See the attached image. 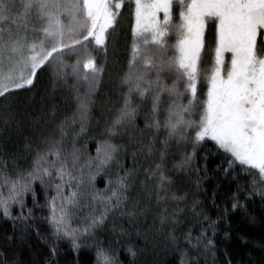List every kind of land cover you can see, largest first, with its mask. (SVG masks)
<instances>
[{"label": "snow or ice", "instance_id": "obj_1", "mask_svg": "<svg viewBox=\"0 0 264 264\" xmlns=\"http://www.w3.org/2000/svg\"><path fill=\"white\" fill-rule=\"evenodd\" d=\"M125 13L131 38L128 69L121 77L125 91L106 130L108 139L97 142L95 157L82 160L85 153L76 138L97 103L105 71L100 61L106 60ZM209 25L213 46L205 65L201 53ZM48 69L71 91L75 110L47 135L41 133L35 145L26 142L31 154L26 168L13 162L10 173L0 157V216L14 228L23 232L30 227L32 209L23 214L25 199L32 194L34 206L40 207L35 201L38 183L46 194L53 245L67 239L78 249L81 238L94 236L112 213L147 222L154 207L153 223L158 231L167 230L179 264H198L189 260V249L198 252L213 242L203 230L194 236L189 228L177 235L182 217L188 212L213 228L216 222L195 196L188 204L186 191L177 194L176 183L180 175L196 172L200 187L193 162L208 142L225 157V175L245 177L231 197L232 210L242 207L240 193L264 200V0H0V98L34 86ZM56 113L53 105V122ZM141 115L143 128L137 123ZM14 120L7 110L0 115L5 127ZM116 136L125 142L113 143ZM172 145L180 158L169 166ZM128 156L131 168L122 162ZM140 157L149 162L141 165ZM113 165L115 179L106 178L105 187L97 188V177ZM137 182L154 204L141 206L139 194L129 195ZM49 190L54 195L48 196ZM14 206L21 215H12ZM50 251L54 256L57 248ZM128 251L137 255L131 246ZM96 256L97 264H119L103 247L98 246Z\"/></svg>", "mask_w": 264, "mask_h": 264}, {"label": "trees", "instance_id": "obj_2", "mask_svg": "<svg viewBox=\"0 0 264 264\" xmlns=\"http://www.w3.org/2000/svg\"><path fill=\"white\" fill-rule=\"evenodd\" d=\"M129 23V14L125 13L120 27L113 36V42L109 45L106 60L100 61L104 64L105 71L98 88L97 103L93 107L85 131L76 138L77 147L85 153L82 160H86L88 156H96L97 142L108 139L106 130L120 107L121 94L125 91L121 87V77L127 71L131 57ZM212 32L213 28L209 25L205 33L206 48L201 53L205 65L211 59ZM53 105L57 109L55 122L50 116ZM147 107L148 105H145L142 112ZM6 110L15 117V120L7 127L0 122V157L7 161L8 171L11 173L14 171L13 162L20 169L26 168L30 163L31 154L25 150L26 142L31 140L34 145L38 143L37 137L41 133L47 135L55 123L72 114L75 110V101L68 87L57 81L52 69H48L39 75L34 86L18 90L7 100L0 98V115L5 114ZM36 120H39V123L34 126ZM137 123L143 128L142 115L137 118ZM76 130L79 131L78 126ZM163 135L162 130L160 138ZM112 142L125 141L116 136L112 137ZM179 158L180 151L172 145L169 166ZM122 162L125 167L133 166L131 156ZM148 162L144 157L139 158L141 165ZM193 163L199 169L200 187H196V172L180 175L176 183V188L179 189L177 194L186 191L188 204L195 196L202 203L210 221L216 223L214 228L207 222L201 224L199 219L188 212L182 217L177 235H181L189 228L192 229L194 236L203 230L213 242L212 247L201 248L198 252L189 249V260L195 258L198 264H264V200L259 195H252L250 199H246L245 194L240 193L239 203L242 207L232 210L231 197L236 191L237 182L244 184L245 177L239 172L225 175L222 169L228 165L225 157L216 150L214 142L204 144L198 150ZM116 172L114 165L106 169L97 177V188L105 187L106 178L115 179ZM120 174L123 175V172ZM151 188L152 186H149V190ZM138 194L141 206L154 204V201L149 200L148 192L137 182L129 195L136 197ZM51 195H54V192L49 190L48 196ZM35 201L40 207L34 206L32 194H28L25 199L26 207L23 214L27 215V209H32L33 219L28 222L30 227L23 232L14 228L11 220L0 216V264H51L53 260L55 264H97L98 246L114 253L119 264H179V254L171 246L167 230L158 231V224L153 223L154 207L148 215L147 222L143 217L133 222L127 216H121L120 212L112 213L105 224L96 230L94 236L82 237L78 242L80 247L73 249L71 241L67 239L53 245L52 229L46 219L50 215L46 194L38 183L35 186ZM131 203L130 201L129 209ZM181 207H184V204H181ZM87 211L88 209H84V213ZM12 215H21L15 206ZM82 217L83 214L77 217L80 224L83 223ZM8 236H12L13 239L7 241L5 238ZM21 236L24 237L23 240L20 239ZM129 246L137 252L135 257L129 253ZM52 247L57 248L54 256L50 251Z\"/></svg>", "mask_w": 264, "mask_h": 264}]
</instances>
